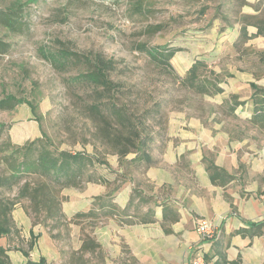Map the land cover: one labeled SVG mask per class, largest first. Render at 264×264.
<instances>
[{
  "label": "rangeland",
  "instance_id": "obj_1",
  "mask_svg": "<svg viewBox=\"0 0 264 264\" xmlns=\"http://www.w3.org/2000/svg\"><path fill=\"white\" fill-rule=\"evenodd\" d=\"M19 1L28 0H0V10L13 8ZM137 1L37 0L23 5L25 22L19 30L0 24V38L9 43V50L0 53V100L8 96L21 100L14 108L0 110V174L9 172L6 143L22 145L39 137L62 150L101 157L109 164L98 166L103 175L115 179L124 172L116 138L129 132L116 121L95 120L87 108L91 100L86 88L66 83L65 78L76 74L80 66L59 72L42 54L62 47L100 53L114 61L111 78L119 88L115 102L134 115L143 137L149 136L151 149L161 152L167 142L174 148L191 145L198 140L176 134L193 133L201 138L203 149L224 139L220 147L243 149L253 156L264 150V129L249 122L252 84L264 86V37H253L257 31L253 25L247 27L250 38L241 31L244 15H264V0H247L246 6L240 0H140L146 9L142 14L132 6ZM219 7L227 16L217 12ZM140 43L180 47L172 64L182 77L195 60L204 58L210 69L221 74L223 91L201 95L182 86L177 76L157 67L140 51ZM244 101L248 102L231 111V103ZM134 155L131 152L126 158ZM129 173L128 182L146 185V171ZM105 190L101 182L62 189L66 218L59 220L36 214L26 198L18 200L11 212L13 233L0 238V244L11 248V264H23L25 256L14 247L29 250L31 234L37 235V244L29 250L32 259L38 260L43 252L48 264H98L94 253L74 248L81 230L95 235L96 226L84 223L79 230L70 219ZM18 191L15 187L3 197L16 200ZM102 227L112 239L119 236L108 224Z\"/></svg>",
  "mask_w": 264,
  "mask_h": 264
},
{
  "label": "trees",
  "instance_id": "obj_2",
  "mask_svg": "<svg viewBox=\"0 0 264 264\" xmlns=\"http://www.w3.org/2000/svg\"><path fill=\"white\" fill-rule=\"evenodd\" d=\"M36 1L28 0L25 3L19 1L13 8L0 10V24L10 30H19L25 22L23 5ZM248 4L250 3L247 0H240L241 6ZM132 6L141 14L146 12L144 4L140 0L133 3ZM221 7L218 8L217 12L225 15L224 11L220 9ZM257 9L260 10L261 8L257 7ZM243 23L241 27L243 36L250 38L247 27L253 25L257 29L253 37H264L263 14H246ZM138 48L146 54L153 64L177 76L182 86L196 94L215 95L223 91L221 74L210 69L204 58L195 60L186 75L182 77L175 73L172 64V58L181 50L180 47L171 44L149 45L140 43ZM8 50L9 43L0 38V53H5ZM42 54L59 72H66L80 66L76 74L65 78L66 83L86 88L91 100L87 103V108L95 120L106 124L116 121L122 130L129 132V135H121V137L116 138L117 143L121 145L117 153L124 172L117 173L116 175H119V178L115 179L113 176L112 178L103 175L97 171V168L102 165L109 167L106 160L86 151L62 150L43 137L22 145L6 143L5 160L9 166V172L0 174V238L13 233L15 226L11 212L16 202L21 198L30 201L36 214H44L47 219L59 220L65 217L62 212L60 191L69 187L81 188L88 182H101L106 185L107 191L94 199L89 210L77 212L70 219L72 222L78 224L82 221H88V223L95 225L110 218L121 224L155 221L154 207H149L146 210V205L152 202V198L147 196L139 187L132 189L125 207H120L115 201L117 192L130 180L129 171L135 169L146 171L149 167L155 165L158 160L155 159L153 154L155 150L151 149V146L149 147V136L143 137L142 135L139 127L140 123L133 119V114H130L123 106L115 102L119 88L118 84L111 78L114 61L106 59L100 53L86 54L69 47L46 49L42 51ZM252 87L253 92L250 101L253 111L249 117V122L252 126L263 130L264 86L252 84ZM247 102L231 103V111L237 109L239 104H246ZM20 103V99L8 96L0 100V110L14 108ZM31 106L35 109L33 104ZM163 148H165V145H163L161 152L164 151ZM131 152L135 154L134 157L127 159L126 156ZM204 162L214 184L225 185L236 178L226 169L217 166L212 158L204 159ZM15 187L19 188L16 200L3 197L4 192L11 191ZM261 193L264 194V189L261 190ZM163 211L164 219L176 218L173 213L174 209L168 206L167 203H164ZM263 224L255 223L251 232L258 233L255 229L260 228ZM239 232L246 234L248 230L240 229ZM31 237L33 240L29 243V250L34 248L37 235L31 234ZM99 247L100 245L88 236L84 238L81 250L95 253ZM10 249V247L0 244V264H11L8 253ZM14 249L22 251L27 259L25 264H48L43 256L35 261L30 257L29 250L16 247ZM205 260L208 263L209 258H205ZM220 260L223 263L227 262L222 256L218 257V262ZM239 260L232 261L231 264H239Z\"/></svg>",
  "mask_w": 264,
  "mask_h": 264
},
{
  "label": "crops",
  "instance_id": "obj_3",
  "mask_svg": "<svg viewBox=\"0 0 264 264\" xmlns=\"http://www.w3.org/2000/svg\"><path fill=\"white\" fill-rule=\"evenodd\" d=\"M176 136L196 138L198 142L181 143L175 148L167 142L163 152L155 151L158 162L146 170V185L127 182L115 197L123 208L132 189L139 187L152 198L146 210L154 207L156 220L121 224L110 218L95 224V235L80 229V225L88 221L75 223L82 232V240L74 248L84 253L81 250L84 238L90 236L100 245L94 253L99 258L98 264H192L198 250H203L209 264H231L238 259L239 264H264V224L255 229L258 233L251 232L255 223H264V194L261 193L264 150L258 155L255 151L253 156L243 149L220 147L224 139L210 142L203 149L201 138L193 133H177ZM207 158H212L217 166L236 178L225 185L214 184L204 162ZM105 188L106 192V185ZM97 196L91 197L87 206L77 212L89 210ZM164 203L174 209L175 219H164ZM199 219H207L216 226L215 239L200 238L196 231ZM107 224L117 230L116 239L103 229L102 225ZM240 229L248 233H240ZM40 256L47 257L43 252ZM219 256L227 262H218ZM26 260L24 257L23 264Z\"/></svg>",
  "mask_w": 264,
  "mask_h": 264
},
{
  "label": "built area",
  "instance_id": "obj_4",
  "mask_svg": "<svg viewBox=\"0 0 264 264\" xmlns=\"http://www.w3.org/2000/svg\"><path fill=\"white\" fill-rule=\"evenodd\" d=\"M196 231L202 240H212L217 236L216 226L207 219H199L196 223ZM192 264H208L203 250H198L192 259Z\"/></svg>",
  "mask_w": 264,
  "mask_h": 264
}]
</instances>
